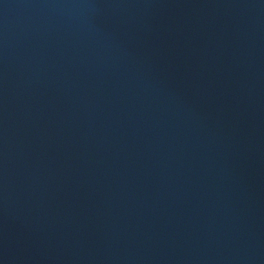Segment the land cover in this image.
<instances>
[{
    "label": "water",
    "instance_id": "95a60500",
    "mask_svg": "<svg viewBox=\"0 0 264 264\" xmlns=\"http://www.w3.org/2000/svg\"><path fill=\"white\" fill-rule=\"evenodd\" d=\"M0 264H264V0H0Z\"/></svg>",
    "mask_w": 264,
    "mask_h": 264
}]
</instances>
